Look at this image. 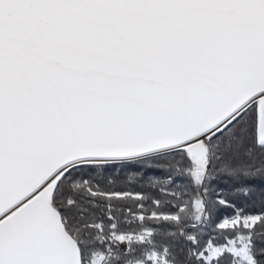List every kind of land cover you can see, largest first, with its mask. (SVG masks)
Listing matches in <instances>:
<instances>
[{"label":"water","instance_id":"1","mask_svg":"<svg viewBox=\"0 0 264 264\" xmlns=\"http://www.w3.org/2000/svg\"><path fill=\"white\" fill-rule=\"evenodd\" d=\"M263 91L264 0H0V264H81L58 170L181 147L197 181Z\"/></svg>","mask_w":264,"mask_h":264},{"label":"trees","instance_id":"2","mask_svg":"<svg viewBox=\"0 0 264 264\" xmlns=\"http://www.w3.org/2000/svg\"><path fill=\"white\" fill-rule=\"evenodd\" d=\"M256 102L209 134L202 182L192 179L193 164L181 147L62 169L50 206L81 264L105 252L102 264H264V143L255 138ZM199 190L205 198L200 222ZM232 217L235 223L220 225ZM119 236L129 243L126 254L116 251Z\"/></svg>","mask_w":264,"mask_h":264},{"label":"rangeland","instance_id":"3","mask_svg":"<svg viewBox=\"0 0 264 264\" xmlns=\"http://www.w3.org/2000/svg\"><path fill=\"white\" fill-rule=\"evenodd\" d=\"M261 99H264V95H262V96H258V97H256V98H254V99H252L251 101H257L256 103H255V138H256V141L258 142V143H264V103H261V102H259ZM251 101H249V102H251ZM248 102V103H249ZM247 103V104H248ZM226 121V120H225ZM224 121V122H225ZM222 124V123H221ZM220 124V125H221ZM219 125V126H220ZM218 126V127H219ZM216 129V128H215ZM214 129V130H215ZM213 130H211V131H209L208 133H206L205 135H203L202 137H200L199 139H201V140H204L205 138H206V136L208 137L209 136V134L212 132ZM206 147H207V144H206ZM206 157H207V161H206V164H207V168H208V164H209V162H208V157H209V151H208V148H207V154H206ZM86 161H92V160H86ZM76 163V162H75ZM73 164V163H72ZM71 165V164H70ZM69 166V165H68ZM67 167V166H66ZM65 168V167H64ZM64 168H62V169H64ZM206 168V169H207ZM62 169H60V170H58L51 178H50V180H53V179H55V177L60 173V171L62 170ZM194 169V166H193V168H192V170ZM206 169H204V168H202V169H200V179H199V182H202V180H203V177H204V175H205V172H206ZM192 170H191V172H192ZM198 200H200V201H202V204H201V206L198 208V209H196V211H195V216H196V218H199L198 219V221L200 222L201 220H202V218H203V214H204V205H205V198H204V196L202 195V193H201V191L199 190V195H198V198H197ZM241 220H242V222L244 223V224H249L251 221H252V218L250 217V218H246V217H241ZM237 221V217H232V218H229V219H223L221 222H220V225H230L231 223H235ZM118 238V241L119 240H122V239H124V240H126L127 241V239L125 238V237H123V236H119V237H117ZM128 242V241H127ZM117 246V245H116ZM230 249L231 251H236L237 250V248H234V247H232V246H228L227 247V249ZM241 250H242V248H241ZM241 250H238V251H241ZM218 251V249H215V250H212V251H210V252H208L206 255L207 256H212L214 253H216ZM111 253H113V252H111ZM105 255H106V252L104 253V254H102V255H99V256H97V257H95V258H92L90 261H88V262H86V263H84V264H102V261H103V259L105 258ZM149 261L150 262H155V256H154V254L153 253H150V255H149Z\"/></svg>","mask_w":264,"mask_h":264},{"label":"built area","instance_id":"4","mask_svg":"<svg viewBox=\"0 0 264 264\" xmlns=\"http://www.w3.org/2000/svg\"><path fill=\"white\" fill-rule=\"evenodd\" d=\"M262 95H264V91L257 94L254 98H256L258 96H262ZM203 168L206 169L207 164H205ZM12 211H13L12 209L7 211L3 216L11 213ZM3 216H1L0 218H2ZM144 241H146V239H144ZM116 251L120 252L121 254H126L129 251V243L124 239L117 241Z\"/></svg>","mask_w":264,"mask_h":264}]
</instances>
